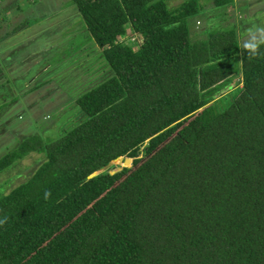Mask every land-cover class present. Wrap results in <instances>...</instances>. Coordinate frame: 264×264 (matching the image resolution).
Segmentation results:
<instances>
[{"label": "trees", "instance_id": "trees-1", "mask_svg": "<svg viewBox=\"0 0 264 264\" xmlns=\"http://www.w3.org/2000/svg\"><path fill=\"white\" fill-rule=\"evenodd\" d=\"M73 2L72 56L96 54L77 61L59 136L15 137L0 157L2 174L40 155L0 191V264H264V41L242 49L224 24L235 0Z\"/></svg>", "mask_w": 264, "mask_h": 264}, {"label": "rangeland", "instance_id": "rangeland-1", "mask_svg": "<svg viewBox=\"0 0 264 264\" xmlns=\"http://www.w3.org/2000/svg\"><path fill=\"white\" fill-rule=\"evenodd\" d=\"M169 1L170 6H177L183 0ZM234 4V8L227 10L224 24L236 23L243 28L241 48L263 42L264 0H235ZM203 17V20L197 19L196 30L204 22L209 24L211 14ZM84 31V23L73 0H0V91L6 85V75L10 76L15 83L11 95L16 99L10 102V92H0V157L17 144L15 137L35 133L59 136L60 126L69 116L68 102L81 72L77 61L92 59L96 54L93 47L87 49L88 44L83 56L73 58L74 44L85 41ZM92 63L89 62L86 71L90 70ZM88 79L82 75L80 81L85 83ZM44 81L47 84L42 86ZM39 157L31 154L0 174L1 193H8L25 182L38 166ZM131 164L114 160L106 169L114 173ZM102 201L91 213H83L68 230L85 225L92 217L96 219L104 206Z\"/></svg>", "mask_w": 264, "mask_h": 264}, {"label": "water", "instance_id": "water-1", "mask_svg": "<svg viewBox=\"0 0 264 264\" xmlns=\"http://www.w3.org/2000/svg\"><path fill=\"white\" fill-rule=\"evenodd\" d=\"M119 160L121 161V163L124 162L125 165H127V164L132 162L131 158H125L124 159L123 157H121V158H119Z\"/></svg>", "mask_w": 264, "mask_h": 264}, {"label": "clouds", "instance_id": "clouds-1", "mask_svg": "<svg viewBox=\"0 0 264 264\" xmlns=\"http://www.w3.org/2000/svg\"><path fill=\"white\" fill-rule=\"evenodd\" d=\"M125 159V158H124ZM117 160H119V159H117Z\"/></svg>", "mask_w": 264, "mask_h": 264}]
</instances>
